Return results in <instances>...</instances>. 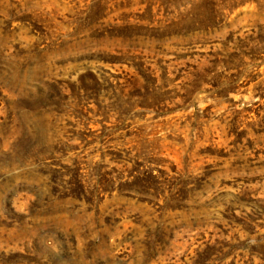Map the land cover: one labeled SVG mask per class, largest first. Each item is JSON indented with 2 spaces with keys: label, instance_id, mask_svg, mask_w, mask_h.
<instances>
[{
  "label": "rangeland",
  "instance_id": "374dc122",
  "mask_svg": "<svg viewBox=\"0 0 264 264\" xmlns=\"http://www.w3.org/2000/svg\"><path fill=\"white\" fill-rule=\"evenodd\" d=\"M0 264H264V0H0Z\"/></svg>",
  "mask_w": 264,
  "mask_h": 264
}]
</instances>
